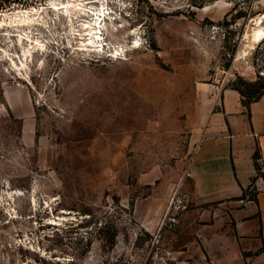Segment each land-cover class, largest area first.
<instances>
[{"label":"rangeland","instance_id":"rangeland-1","mask_svg":"<svg viewBox=\"0 0 264 264\" xmlns=\"http://www.w3.org/2000/svg\"><path fill=\"white\" fill-rule=\"evenodd\" d=\"M53 1L12 7L48 19L27 74L0 30V264H164L179 222L154 235L175 188L189 194L209 101L264 91V37H245L264 0H70L109 12L103 51L67 47Z\"/></svg>","mask_w":264,"mask_h":264},{"label":"crops","instance_id":"crops-1","mask_svg":"<svg viewBox=\"0 0 264 264\" xmlns=\"http://www.w3.org/2000/svg\"><path fill=\"white\" fill-rule=\"evenodd\" d=\"M209 102L164 264H264V91L245 105L224 88Z\"/></svg>","mask_w":264,"mask_h":264},{"label":"bare ground","instance_id":"bare-ground-1","mask_svg":"<svg viewBox=\"0 0 264 264\" xmlns=\"http://www.w3.org/2000/svg\"><path fill=\"white\" fill-rule=\"evenodd\" d=\"M79 4L80 3H74L70 0L51 2V11H54L56 13L53 23H59L61 17L64 19V22L67 23L66 27L69 31L67 38V47L77 50L100 49L101 51H103L106 47V44H108L106 42L104 28L109 12H106L104 9H99L100 7L86 9L84 7L85 5L80 6ZM43 9L44 8L37 9L35 7H32L24 11L21 9L13 10L11 13H5L3 17H0V30L8 29V31L5 32L8 41L12 42L14 40L19 45L22 52V56L20 57L18 53L11 55L7 50L3 49L6 53L5 56H8V59L11 62V66H13L15 69H23L24 75L27 74V68L29 66L28 60L32 59L33 53H45L46 51H48V40L46 41L45 39H42L39 35L35 36V33L32 31L33 28H30L33 24L48 26V19L42 17L41 15ZM78 13L92 16L91 19H88L87 21L80 24V26L82 27V32H80V29H76V26H79V24L76 25V23H78ZM263 19L264 15L262 16V18H256V22L251 33H246L245 37H248V43L259 41L264 37ZM1 33L2 32H0V34ZM78 36H80L81 39L80 45H83L81 47L74 46L73 41L77 39ZM16 58H18L19 61L16 60Z\"/></svg>","mask_w":264,"mask_h":264},{"label":"built area","instance_id":"built-area-1","mask_svg":"<svg viewBox=\"0 0 264 264\" xmlns=\"http://www.w3.org/2000/svg\"><path fill=\"white\" fill-rule=\"evenodd\" d=\"M15 3L16 0H0V17H3L5 13H11L14 10H12V7ZM21 10L24 11L26 8ZM189 203V194L178 185L168 201L162 220L154 235L155 243H158L162 239L166 229L173 228L179 222L182 212L187 208Z\"/></svg>","mask_w":264,"mask_h":264},{"label":"trees","instance_id":"trees-1","mask_svg":"<svg viewBox=\"0 0 264 264\" xmlns=\"http://www.w3.org/2000/svg\"><path fill=\"white\" fill-rule=\"evenodd\" d=\"M250 5V4H249ZM240 94L241 96L245 97L246 96V92L242 91L240 88H235ZM262 92H258L257 94L250 96L248 99H243V103L245 105H247L251 100L256 99ZM256 155H258V150L255 153Z\"/></svg>","mask_w":264,"mask_h":264}]
</instances>
